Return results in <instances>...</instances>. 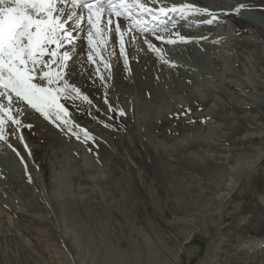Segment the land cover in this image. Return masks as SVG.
Segmentation results:
<instances>
[{
	"label": "rangeland",
	"instance_id": "obj_1",
	"mask_svg": "<svg viewBox=\"0 0 264 264\" xmlns=\"http://www.w3.org/2000/svg\"><path fill=\"white\" fill-rule=\"evenodd\" d=\"M245 12L259 13L255 20L264 30V11ZM226 24L231 27V22ZM245 29L241 43H249L245 39L259 43L233 52L229 59L237 63L238 74L228 80L239 85V97L230 89L225 93L248 106L246 111L238 110L237 117L256 116L253 120H226L221 114L214 120L195 117L191 121L198 111L184 117L179 100L165 98L170 112L176 109L177 115L148 121L139 114L137 92L132 96L133 116L112 120L104 107L106 118L88 119L81 93L75 101L61 99L73 123L57 127L18 103L24 109L19 115L21 127L9 134L7 144L20 155L0 141V264L264 261V244L257 234L262 231L255 230L264 226V158L243 170V164L264 152V37L253 25ZM174 72L160 74L161 85L164 81L175 87L170 78ZM242 80L252 89L244 90ZM107 95L119 113L122 107L112 87ZM249 105L256 112H248ZM81 127L94 140L85 141ZM226 134L230 138H223ZM207 135L217 140L219 148L209 151L196 144ZM239 165L243 171L237 172ZM236 182L231 197L223 200Z\"/></svg>",
	"mask_w": 264,
	"mask_h": 264
},
{
	"label": "bare ground",
	"instance_id": "obj_2",
	"mask_svg": "<svg viewBox=\"0 0 264 264\" xmlns=\"http://www.w3.org/2000/svg\"><path fill=\"white\" fill-rule=\"evenodd\" d=\"M141 2L143 3L145 0H141ZM172 2H175L176 4L194 2L197 7L206 8L209 12L213 13L215 20L209 25L206 21L210 17L200 14L192 15L188 19H182L183 21L191 23L192 31L185 32L186 34L183 35L188 38L187 42H181L177 36L170 35V32L168 31L157 30L158 34L164 36L165 40L171 38L176 41L173 44L157 40L154 33L141 34L135 31L129 22L123 18H116L121 24V31L119 33L114 31L115 25L105 27V21L103 18L97 27L92 28V26L85 23L83 24L85 31L74 33L83 40V45L80 44V40H77L76 47L73 48V60L67 62L71 65V78L69 83L78 87L80 92L84 96H87L88 100L91 101V104H89L88 100H84L87 117L99 115L104 117V115H102L104 107L107 114L110 113L112 120H125L126 117H131L134 115V109H131V106H133L132 104H134L132 96L135 92H137L140 96L139 114L142 118L147 120L167 118L171 117L170 115L172 114L177 115L178 111H176L175 108V110L170 112V107H167L168 101L166 102V99L172 101L173 98H175V101L176 99L179 100L177 101L179 106L182 104L181 112L184 117L185 115L189 116V114L197 111L199 112H197L198 114L196 113L195 115H192L189 119L191 121L197 120L195 117L214 120V118L221 114H223L226 120L245 122L255 119L256 116L250 115L237 117L238 110L243 109L246 111L248 106L242 103L239 104L240 102L229 99L225 90L227 91V89H230L234 91V94L237 97H239L237 89L239 85L236 82L228 80L238 74L237 63L235 61L230 62L231 60L229 58H232L235 52L239 53V48L241 46L249 49L258 45L257 43L259 42L252 39H245V41L249 43H241L242 38L239 37L247 34L245 28H248V25L257 27L259 35L264 37L263 28L256 23L258 22L256 20L258 19L257 15L259 13L253 14L245 12L251 10L262 13L264 11V0H174ZM172 2L164 0L165 5L170 6ZM232 3H234L237 7L240 5H243V7L240 8L237 13V8H235V5L233 6ZM150 6L158 8L160 5ZM77 11L79 12L78 9ZM239 13H243L244 17H241ZM106 15L107 13H105V16ZM176 18L174 19L175 22H177ZM230 22L231 24H236L234 30H231V28L227 26L226 23ZM88 28H92L94 49L98 50L100 53L99 55H94L92 60H88L87 58L90 51L87 38ZM125 28L126 30H124ZM158 28L160 29L159 25L157 26V29ZM98 30L100 32L99 36L95 34ZM121 36H123L125 41V54L127 56V60H125L124 55L120 54L119 39ZM145 39L149 40L156 47L161 49L159 55L148 48L147 43L144 42ZM51 47L54 48L55 46L53 45ZM81 47H83V51H81ZM45 59H47V57H45ZM57 59H59V56ZM106 64L110 65V68L105 67ZM173 68L176 69V71L170 70ZM97 69H99V72H97ZM169 71H175L172 73V77L170 78L175 80L174 83H176V86H167L169 85V82L166 85L163 81V89L160 74H164ZM101 75L104 76L103 80L100 79ZM193 75H198V81L197 79L192 78ZM202 77L204 79L203 82H201ZM65 78H67V76ZM240 83L242 85L240 86L243 87L244 90L252 89L245 81L242 80ZM108 87H112L114 89L120 102V104H118L119 106L121 105V109L125 113L124 116H120L117 112L108 111V105L110 104V98L108 97L109 93L107 95ZM206 92H208V94H206ZM218 95L227 102H222L217 99ZM237 97L235 98L238 99ZM181 99L186 101V103H181ZM105 100H107V103H105ZM16 103L21 104L22 102L16 101ZM136 106H138V104ZM164 106H166L167 109H165ZM249 106L251 109L247 110L248 112H256L254 106ZM225 107L229 108V112L226 111ZM31 115L32 114H30V116ZM27 117H24L23 119L28 120L29 118ZM104 118H106V115ZM88 119H90V117ZM26 125L28 124H22L23 127ZM223 136V138L228 139L231 135L226 134ZM199 139L203 140L199 143V140L197 139L198 143L196 144H200L209 151H213L211 148H219L220 146L217 144V140L212 139L210 136L200 137ZM13 141H15V138ZM183 142L184 141H182V143ZM260 154L261 155H259L256 160L248 161L243 164V170L246 171L255 167L264 158V152H261ZM237 170H242L240 165L236 167V171ZM0 173L2 174V172ZM5 177L6 176L4 175V179ZM237 185L239 184L236 182V184L230 187V192L223 197V200H227L231 197ZM262 201L264 203V200ZM262 217H264V215ZM262 220L263 219L261 218L259 224H262ZM255 230L262 231L257 234H259L258 238L261 244H264L263 224L261 227H256ZM257 263L264 264V261L261 259L258 261L255 259L247 261V264Z\"/></svg>",
	"mask_w": 264,
	"mask_h": 264
},
{
	"label": "snow or ice",
	"instance_id": "obj_3",
	"mask_svg": "<svg viewBox=\"0 0 264 264\" xmlns=\"http://www.w3.org/2000/svg\"><path fill=\"white\" fill-rule=\"evenodd\" d=\"M242 7L238 6L236 12ZM195 14L210 17L206 21L209 25L215 20L213 13L197 7L194 2H172L169 6L164 0H145L143 3L141 0H0V141L20 155L11 144H7L10 132L18 133L21 127L19 115L24 109L16 101L25 103L57 127L73 123L69 119V109L61 99L74 100L81 96L80 89L69 83L71 65L67 62L73 60L77 40L83 45V40L74 34L85 31L83 24L95 28L103 18L105 27L115 25L114 31L119 33L121 24L116 18H123L135 31L154 33L157 40L173 44L176 41L165 40L158 34L157 26L175 34L181 42H187V37L174 30V17L188 19ZM92 28L87 29L88 60L100 54L93 46ZM95 34L99 36V30ZM144 42L151 51L160 54L161 49L147 39ZM119 48L127 60L123 36L119 39ZM105 67L110 68V65ZM100 79L103 80L104 76L101 75ZM82 98L88 100L87 96ZM88 102L91 104L90 100ZM108 111L117 110L109 104ZM119 115H125L123 110ZM9 125L15 127L9 129ZM104 126L110 127L109 124ZM80 133L85 141L94 140L86 128L81 127ZM80 133L73 132V135L79 139ZM19 138L23 139L22 136ZM24 147L27 148L26 143Z\"/></svg>",
	"mask_w": 264,
	"mask_h": 264
}]
</instances>
